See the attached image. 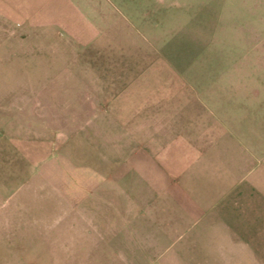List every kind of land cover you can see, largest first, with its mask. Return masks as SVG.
<instances>
[{
    "label": "crops",
    "instance_id": "0c3cea01",
    "mask_svg": "<svg viewBox=\"0 0 264 264\" xmlns=\"http://www.w3.org/2000/svg\"><path fill=\"white\" fill-rule=\"evenodd\" d=\"M123 5L0 0V64L26 80L16 125L69 111L70 88L57 119L89 127L64 182L97 242L73 255L264 264V0Z\"/></svg>",
    "mask_w": 264,
    "mask_h": 264
},
{
    "label": "rangeland",
    "instance_id": "374dc122",
    "mask_svg": "<svg viewBox=\"0 0 264 264\" xmlns=\"http://www.w3.org/2000/svg\"><path fill=\"white\" fill-rule=\"evenodd\" d=\"M104 1L120 13L127 8L123 1L138 3ZM171 2L163 0V7L171 6ZM262 81L253 78L255 85ZM25 82L11 77L10 63L0 64V134L18 138L17 154L13 140H0V264H72L74 257L79 264H88L89 255H73L75 244L81 252L83 246L88 248L97 239L90 235L89 221L81 224L72 218L75 192L64 181L75 165L76 151L89 150V143L84 141L89 127H75L70 120L57 119L68 118L76 109L70 88L64 96L69 111H50L48 125L46 120H35L33 126L18 120L16 125L15 116L24 117L25 112L13 111V103L24 91ZM30 139L33 142L25 141ZM64 213L69 218H59Z\"/></svg>",
    "mask_w": 264,
    "mask_h": 264
}]
</instances>
